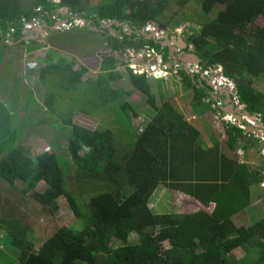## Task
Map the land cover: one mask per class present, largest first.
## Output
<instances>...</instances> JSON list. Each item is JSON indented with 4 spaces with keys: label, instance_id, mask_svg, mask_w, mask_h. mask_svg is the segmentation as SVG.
<instances>
[{
    "label": "trees",
    "instance_id": "trees-1",
    "mask_svg": "<svg viewBox=\"0 0 264 264\" xmlns=\"http://www.w3.org/2000/svg\"><path fill=\"white\" fill-rule=\"evenodd\" d=\"M190 1L200 10L194 19L197 28L192 27L184 38L192 48L190 53L199 59L202 71L219 67L233 82L238 104L259 116L264 127V95L251 88L253 79L264 77V0H0V31L9 23L30 19L36 8L50 26L48 16L66 8V15L58 18L84 22L86 35L82 38L102 39L106 48L119 54L149 49L165 61L167 48L153 37L147 38L148 32L142 34L143 28L152 22L164 26L160 17L172 2L180 10L177 15H184ZM111 29L117 34H111ZM67 32L55 30L50 36H68ZM13 41L24 42L17 28ZM36 47L34 44L33 49ZM53 52L50 48L38 58L37 78L44 88L40 106L29 92L21 101L17 89L12 84L6 87L0 75V95L8 94L6 107L0 103V231L10 246L25 254L15 264H234L232 253L237 250L252 259V264H264V214L248 227L233 223L235 216L250 207L252 188L264 183L263 159L260 172L251 171L222 153L218 143L205 145L199 129L169 102L153 105L145 73H134L121 63L130 84L149 97L155 109L136 132L131 126L136 112L130 104L117 101L130 92L110 85L120 79L114 56L101 60L94 79H83L85 66L55 59ZM178 74L186 89L207 99L199 102L193 97L190 105L196 115L219 103L212 97L213 88L198 74L189 75L182 68ZM85 86L94 88L91 92L99 100L94 105L107 108L98 113L109 120L107 126L89 129L78 125L73 122L70 103L61 105H66L67 94L81 92ZM30 104L35 105L37 118L32 124H43L54 133L49 152L32 154L21 144L23 124L14 122L19 111L26 116ZM113 108L115 114H111ZM214 110L220 111L219 107ZM115 133L124 143L121 151L115 147ZM225 133L226 147L234 152L243 130L227 126ZM251 146L250 141L244 149ZM69 175L80 185L69 184ZM92 178L102 182V190L85 201L78 192ZM15 181L30 189L43 184L42 190L31 193L42 214L52 216L64 198L81 227L57 228L35 250L28 238L31 225L17 208L25 197ZM159 185L185 195L204 210L155 215L148 201ZM131 234L137 235L136 242H129Z\"/></svg>",
    "mask_w": 264,
    "mask_h": 264
},
{
    "label": "rangeland",
    "instance_id": "rangeland-1",
    "mask_svg": "<svg viewBox=\"0 0 264 264\" xmlns=\"http://www.w3.org/2000/svg\"><path fill=\"white\" fill-rule=\"evenodd\" d=\"M92 1V3H96L99 0ZM185 9L186 13H184V15H177L180 13V10L173 2L170 3L169 10H166L164 15L160 17L161 21L165 22L164 26H156L160 27L159 30L162 29V31H164L163 34H156L154 31L149 32L151 29L148 31L150 34L152 33V37L156 39V41L161 42L163 47L168 48V55L173 53L176 59L179 57L182 62L181 64L180 61L174 62L169 59L164 61L161 59L159 54L154 53L149 49H144L140 53H136L132 50L125 51L122 54L116 52L113 53L106 48V44L103 43L102 39H99L98 41H88L87 39L82 38L85 34L83 30L84 25H79L77 21H74L70 24V26L66 25L68 28L66 29L68 31V36H58L59 38H56L55 36H50V33H41V35H38L36 37V41L34 42V44L37 45L36 49H33L34 44L27 42L23 45L2 47L3 49H0L1 78L4 79L6 87L12 84L17 89V92L20 94L21 101L27 98L26 93L29 92L36 105L40 106L43 101L44 88L40 85L37 78L38 69L41 66L38 58H42L47 53L48 49L52 48L54 50L52 56L55 59H63L65 61L73 60L75 67H78L79 65L85 66L87 71L83 79H94L99 72L101 60L104 57L112 55L118 62L117 70L120 73V79L112 81L110 85L114 89L119 88L124 90V92H130L129 94H125L118 98L117 101L119 104L124 102L130 104L136 112L137 116L131 118V126L136 132L140 131L151 119L155 109H153L149 104V97L147 99L141 91L135 89L130 84L127 72L121 63H126L129 67L134 66L135 69L140 71L142 70L143 73H145L149 88L151 89V93L153 95V105L155 104L157 107L165 101L169 102L172 107L181 113L188 122L199 129L201 139L205 145L218 143L221 152L228 158H233L238 162L244 163L251 171H259L260 165L263 164L261 157V145L262 143L264 144V140L261 142L260 139L261 135L259 131L264 132V130L260 128L262 124L259 116H257L259 122H257L256 127L253 129V134H251L249 130L247 131L248 133L245 134L244 130L248 128V125L245 124V122L238 120L240 122L236 124L243 128V139L236 146L235 151L231 152L228 151L226 147L225 130L227 126L235 127L236 124L231 125L223 120L224 118L225 120L228 118L226 115L232 114L222 112V98L220 99V105H212L210 107L211 110L205 112L201 116L196 115L191 108L190 104L193 101V97H196L199 102L206 101L207 99L204 97L202 98L201 95L196 96L192 90H188L184 87L181 77L178 74L179 68L183 67L189 75H193L195 73L198 74V77L204 81V78H206V80H208L207 85L210 87L213 86L212 88L215 90H226L225 88L228 87L229 83H224L225 85L221 84V86L218 85L221 77L217 69L211 68L207 76H205L202 70L198 71L195 68V62L188 59V53L191 52V46H187L184 49H180L176 46L178 40L184 41L185 36L189 34L192 27L197 28L198 26L194 21L200 11L198 4L190 1L185 5ZM216 9L217 8L212 10L209 14L214 16ZM125 28L126 27H124V29ZM110 33L115 35L117 34V32L112 29L110 30ZM25 41H27V39H25ZM230 82L231 85H233L231 80ZM9 87L7 91L10 90ZM87 87L88 86H85L81 92L80 89H78L79 91L77 92L73 91L70 94H67L68 99L71 98L74 102L67 99L66 105L63 102H61V105L67 106V104L70 103L69 107L71 106L70 109L71 111L73 110L72 118L74 123L89 129L105 127L108 125L109 120H106V117L101 118L98 113H103V111L106 112L107 108H98L100 105H94L99 103V100L91 92L94 88ZM251 88L264 95V77L253 79L251 82ZM7 95V92L0 95V103L2 104V107H6L5 103ZM212 97H215L214 92L212 93ZM229 98L231 104L228 106L234 110L236 105L234 104L232 97L229 96ZM28 102H31V100L29 99ZM233 104L235 105V108ZM34 106L35 105L33 104L29 105L30 108L28 109L26 116L22 111H19L14 124L16 125L17 121L23 124V134L20 136L22 137L21 144L29 148L32 154L44 151L49 152L48 143L51 142L50 138L54 133H52L51 129L46 128L45 126L43 127V124H32V122L37 119L34 118ZM214 107H219L220 111L214 110ZM114 109L115 108L111 111V114H115ZM198 109L201 110V107ZM111 114L109 112L107 116L111 118ZM249 115L251 116L250 113ZM261 138H264V136ZM250 141L252 146L244 149V146ZM114 144L118 151H121L124 147L121 136L117 133H115ZM262 175H264V173H262ZM72 180H74L73 176H67L68 183L71 185L74 184V187H76V182L79 183L78 186L81 183L78 180H75L74 182ZM101 183L102 182L98 179L92 178L89 181H86V185H83V188L79 190L78 194L86 201L91 195L102 190ZM14 186L22 194L21 196L25 197L21 206L17 208L20 211V214L25 216L31 225V231L28 233V238L33 243L35 250H37L42 242L57 228L65 226L72 227L73 229H79L81 227V222L75 220L64 198L60 200L58 210L52 216L42 214L40 212L42 208L31 197V193L33 191L42 190V183H38L33 189L28 188L20 181H15ZM75 189L76 188H73L74 191ZM156 190L148 201L149 209L155 215L165 213L190 214L198 210H204V208L199 207L198 204L184 201V197H179L177 193L169 191V189L164 186H158ZM251 195L250 207L233 218V223L236 227H248L264 214V187L262 188L259 185L254 186L251 190ZM205 211L210 212L211 209H205ZM136 241L137 235L131 234L129 236V242L133 243ZM163 245L166 247V243ZM24 256L25 254L23 255L16 248L7 243L4 233L0 231V264H15L23 259ZM232 257V262L234 264H252V259L246 257L239 250L233 252Z\"/></svg>",
    "mask_w": 264,
    "mask_h": 264
},
{
    "label": "built area",
    "instance_id": "built-area-1",
    "mask_svg": "<svg viewBox=\"0 0 264 264\" xmlns=\"http://www.w3.org/2000/svg\"><path fill=\"white\" fill-rule=\"evenodd\" d=\"M33 11H34L35 14L30 19H28V20H20L19 22H16L14 24L9 23L7 25V27H5V29L3 31H0V47L1 46H3V47H8V46L11 47L13 45H20V43L18 41H13V36H14V32H15L16 28L19 30L20 39H22L24 41L23 42V44H24L26 42L28 43V41H31V40H35L36 41V37L38 35H41V33L48 34L51 31H55V30H60V31L66 30V29H68L66 27V25L70 26V24L72 22H74V21H77L79 25H84V22H82L80 19H77V18H68V19L58 18L57 15H60V16H64V15H61V14L57 13L58 11H56L53 15H49L48 16V20H49L48 22H51V25L47 26L45 21H43L42 13H38L39 11H38L37 8L34 9ZM149 29H151V31H149ZM143 31H144V33L148 32V31L149 32H153L154 31V32H156V34H163V32H164L162 30L155 31V27H153L151 24H149L146 27H144ZM25 39H27V41H25ZM28 39H30V40H28ZM140 52H138V53H140ZM130 68L133 69L134 73H138V74L143 73L142 70L140 71L138 69H135L134 66H132ZM216 69L218 70V73H220V77H221L220 82L218 83V85L221 86V84L225 85L224 83H229L228 87H226L227 88L226 90L228 91V94L233 95L232 96V100L234 101V103L236 105H238V100H237L236 94L233 92L234 91V86L231 85L230 80L226 79L222 75L221 69L219 67L216 68ZM209 70L210 69L203 70V73L205 74V76H207ZM213 77H215V76H213ZM212 78H209V79H212ZM204 79H206V78H204ZM226 86H227V84H226ZM218 88H221V87H218ZM218 105H220V102L218 103ZM238 110L239 111L242 110L241 106H239V105H238ZM226 116L228 118H226V120L224 118L223 120L226 121L227 123L231 124V125H235L236 123L240 122L238 120H243L244 119V117H240V119H238V117H235V116H232V115H226ZM244 121L249 127L255 128L256 125H257V122H259V119L256 116L254 121H251V120H248V119H245ZM236 126L239 129H243L241 126H239L237 124H236ZM259 133L261 135L260 139H261V142H262V140H264V138H261V137L264 136V132L263 131H259ZM261 157H262V159L264 161V144L263 143L261 145ZM261 186L264 187V184H262Z\"/></svg>",
    "mask_w": 264,
    "mask_h": 264
},
{
    "label": "water",
    "instance_id": "water-1",
    "mask_svg": "<svg viewBox=\"0 0 264 264\" xmlns=\"http://www.w3.org/2000/svg\"><path fill=\"white\" fill-rule=\"evenodd\" d=\"M57 11H58L57 13H59V14H61V15H64V14L67 13L66 8H60V9H58ZM150 24H151L153 27H155V31H158L159 28L162 27V26H160V27H156L157 25L155 24V22H152V23H150ZM125 27H126V26H125ZM126 28H127V27H126ZM160 30H162V29H160ZM142 34H145L144 31H142ZM146 37H147V38L152 37V33H151V34L148 33V35H147ZM163 37H164V36H163ZM176 46H178L180 49H184V48H185V43H184L183 41H181V40H178V42L176 43ZM188 58H190V59H191L192 61H194V62H198V58L195 57V56L192 55V54H189V55H188ZM207 83H208V82H207ZM212 87H213V86H212ZM233 92L236 94L235 88H234V91H233ZM228 102H230V98H229ZM227 107H228V112H229L230 114H232V115L238 116V119H240L239 116H242V117L245 116L246 118H248V120H251V121H254L255 118H256L255 115H251V116H250L246 111H244V113H240V111H239L238 109H234V110H232L230 106H227ZM241 108L244 109L245 106H241ZM229 109H230V110H229ZM260 128L264 130L263 126H261ZM247 131H248V130H246V129L244 130L245 134L248 133ZM249 132L252 133L253 130L251 129ZM242 137H243V136H241V138H242ZM252 139H254V138H252Z\"/></svg>",
    "mask_w": 264,
    "mask_h": 264
},
{
    "label": "flooded vegetation",
    "instance_id": "flooded-vegetation-1",
    "mask_svg": "<svg viewBox=\"0 0 264 264\" xmlns=\"http://www.w3.org/2000/svg\"><path fill=\"white\" fill-rule=\"evenodd\" d=\"M64 15H66V14H64ZM35 41V40H34ZM160 42V41H159ZM184 43H185V41H183ZM185 47H187V45H186V43H185ZM167 48V47H166ZM192 49V48H191ZM167 53H168V48H167ZM169 54V53H168ZM188 54H191V53H188ZM168 59L170 60V61H174V62H176V61H180V64L182 63L181 62V59L178 57L177 59L174 57V55H173V53H170V55L168 56ZM188 59H190V58H188ZM194 62V61H193ZM195 68L199 71L200 70V68H199V59H198V62H195ZM182 69H183V67H182ZM183 70H185V69H183ZM186 71V70H185ZM198 73V72H197ZM208 82V80H206V83ZM223 88V87H222ZM225 89H227V88H225ZM218 94H220L219 95V97H221V96H223V98H222V107H221V109H224V108H226L229 104H231V102H228V100H229V96H233V95H230V94H228V91L227 90H222L223 92L221 93V89H216L215 90ZM227 91V92H226ZM234 102V101H233ZM235 104V103H234ZM233 104V105H234ZM236 105V104H235ZM235 105H234V108H235ZM239 105V104H238ZM238 105H236V108L235 109H237L238 108ZM240 106V105H239ZM228 108V107H227ZM242 111V110H241ZM222 112H225V110H222ZM240 113H244V111H242V112H240ZM239 117H241V116H239ZM243 120H245V118L243 119ZM254 129V128H253ZM252 129V130H253ZM253 134V133H252Z\"/></svg>",
    "mask_w": 264,
    "mask_h": 264
},
{
    "label": "crops",
    "instance_id": "crops-1",
    "mask_svg": "<svg viewBox=\"0 0 264 264\" xmlns=\"http://www.w3.org/2000/svg\"><path fill=\"white\" fill-rule=\"evenodd\" d=\"M28 40H30V39H28ZM172 66V65H171ZM170 66V67H171ZM169 67V66H168ZM223 91L221 90V93H222ZM214 94H215V97H213V99H217L218 101H220V99L221 98H223V96H221V97H219V95L220 94H218L216 91H215V89H214ZM225 109V112L226 113H229L228 112V108L226 107V108H224ZM159 186H163V185H159ZM157 191V190H156ZM170 191V190H169ZM171 192H175V191H171ZM175 193H177V195H179V197H184V201H186V202H190V200L188 199V197H186L185 195H182V194H180V193H178V192H175ZM153 196V195H152ZM59 202L60 201H58V206H59ZM65 203V202H64Z\"/></svg>",
    "mask_w": 264,
    "mask_h": 264
},
{
    "label": "clouds",
    "instance_id": "clouds-1",
    "mask_svg": "<svg viewBox=\"0 0 264 264\" xmlns=\"http://www.w3.org/2000/svg\"><path fill=\"white\" fill-rule=\"evenodd\" d=\"M226 79H227V78H226ZM205 82H206V79H205ZM213 90H214V89H213ZM219 102H220V101H219ZM221 105H222V102H221ZM223 110H225V109H223ZM242 111H244V109H242ZM225 113H226V112H225ZM247 113H248V112H247ZM226 114H227V113H226ZM248 114H249V113H248ZM241 117H242V116H241ZM239 118H240V117H239ZM244 118H245V117H244ZM245 119H247V118H245ZM241 121L245 122L244 120H241ZM245 124H246V123H245ZM263 128H264V127H263ZM251 129H253V128L248 126V128H247L246 130H249V131H250ZM241 130H242V129H241ZM252 133H253V132H252ZM252 133H251V134H252ZM262 184H264V183H262ZM262 184H261V185H262ZM261 185H260V187H262ZM262 188H263V187H262Z\"/></svg>",
    "mask_w": 264,
    "mask_h": 264
}]
</instances>
